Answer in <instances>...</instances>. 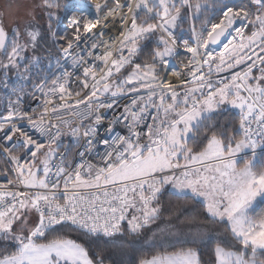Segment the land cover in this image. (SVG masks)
I'll list each match as a JSON object with an SVG mask.
<instances>
[{
  "label": "snow or ice",
  "instance_id": "6c2138e0",
  "mask_svg": "<svg viewBox=\"0 0 264 264\" xmlns=\"http://www.w3.org/2000/svg\"><path fill=\"white\" fill-rule=\"evenodd\" d=\"M61 7L0 11V264H106L61 228L125 258L161 246L135 264H202L207 242L215 264H264V0H103L68 34ZM168 188L203 217L170 209L187 231L144 237Z\"/></svg>",
  "mask_w": 264,
  "mask_h": 264
},
{
  "label": "trees",
  "instance_id": "16d2710c",
  "mask_svg": "<svg viewBox=\"0 0 264 264\" xmlns=\"http://www.w3.org/2000/svg\"><path fill=\"white\" fill-rule=\"evenodd\" d=\"M67 1V0H66ZM56 26V24H54ZM57 32L58 34L66 32L64 28L57 27ZM188 25H184L185 31L180 33V36L185 39V37H188L189 33L187 32ZM48 46H50V43H47ZM46 61L44 64H42V68H44V71L46 72H51L53 71L52 69H48L46 67ZM2 91V90H0ZM222 120H229L230 117L228 116V113H224V115L221 117ZM66 142V141H65ZM171 188H168L165 190L162 195H161V202L163 204V209H164V215L160 220L156 222V224L151 226L150 230H146L144 233V237L150 236L151 235V230L156 229L158 226L159 227H164L167 223H171L176 225L178 229L181 231H187V228L189 225L187 224H182L177 220L175 217L171 221L168 220V215H169V210L170 209H175L177 207H181L184 211L185 214L188 215H199L200 217H203V210L202 208L196 204L193 203L192 201H178L174 199L173 197L170 196ZM180 219H183V216H181ZM61 232H67L70 238L76 239L78 242L85 243L88 245L90 248H93L94 250L99 247H104V256L106 263L108 264H121V261L124 259L130 260L135 264V261L138 257V255H144L150 257L152 254L161 251V246L156 245L154 246L151 243H145L144 238H138L135 241V249H136V254L130 256V257H122L119 252L112 247V243L109 240V238H103V241L101 240H95L91 241L88 239V237L83 233L75 230H68V229H59ZM123 239H132L131 237H121L117 236L115 237L116 241L123 240ZM178 244L179 241L175 238H168L167 242L163 243V248H168V244ZM185 246H193V245H185ZM214 244L212 242H207L204 244H201L198 246L197 250L200 253V258L202 261V264H215V257H214ZM2 247H0V251H2Z\"/></svg>",
  "mask_w": 264,
  "mask_h": 264
},
{
  "label": "rangeland",
  "instance_id": "374dc122",
  "mask_svg": "<svg viewBox=\"0 0 264 264\" xmlns=\"http://www.w3.org/2000/svg\"><path fill=\"white\" fill-rule=\"evenodd\" d=\"M77 1L78 0H67V1L61 0L62 7L58 10L60 17L63 15L64 11L67 10L66 8L67 4L68 6H71L73 4L71 7L72 9H78V8L81 9L80 7L81 4L79 3L77 4L76 3ZM84 1L89 3L91 0H84ZM36 3H38V0H0V11L5 12L4 19H5L6 25L10 27L16 22H22V21L27 20L29 18L27 13L32 8V6ZM9 5H11V8L8 7ZM37 18L42 26L46 25V17L40 14L39 10H37ZM53 27L55 30L57 29L56 26L53 25ZM70 31L71 29L61 34H68ZM45 46H48L47 43L45 44Z\"/></svg>",
  "mask_w": 264,
  "mask_h": 264
},
{
  "label": "built area",
  "instance_id": "2783aa9c",
  "mask_svg": "<svg viewBox=\"0 0 264 264\" xmlns=\"http://www.w3.org/2000/svg\"><path fill=\"white\" fill-rule=\"evenodd\" d=\"M80 1V0H78ZM77 1V2H78ZM76 2V3H77ZM75 3V4H76ZM85 3V2H84ZM85 4H91V5H95V4H100V2H96L95 0H91L89 3H85ZM82 11L81 9H72V8H68L67 7V10L64 11L63 15H62V21H61V24L62 26H64L65 28H68L69 27V20L73 17V16H80L82 14ZM107 38V37H106ZM32 107H35V103H32L31 105ZM66 143H70V141H68L66 139ZM4 166V161L2 159H0V167H3Z\"/></svg>",
  "mask_w": 264,
  "mask_h": 264
},
{
  "label": "bare ground",
  "instance_id": "6f19581e",
  "mask_svg": "<svg viewBox=\"0 0 264 264\" xmlns=\"http://www.w3.org/2000/svg\"><path fill=\"white\" fill-rule=\"evenodd\" d=\"M96 2H100V3H102L103 2V0H95ZM85 4L83 1H78L77 2V4ZM73 5V4H72ZM72 5L71 6H68V8H71L72 7ZM116 31V27L115 26H113L112 28H110L109 30H108V34L109 35H111V34H113L114 32ZM173 79H175V78H173Z\"/></svg>",
  "mask_w": 264,
  "mask_h": 264
}]
</instances>
